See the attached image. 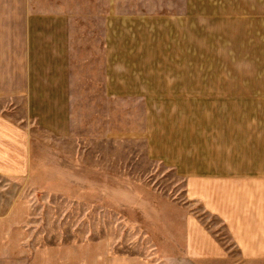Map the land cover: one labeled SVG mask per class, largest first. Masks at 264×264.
Wrapping results in <instances>:
<instances>
[{"label":"crops","instance_id":"crops-1","mask_svg":"<svg viewBox=\"0 0 264 264\" xmlns=\"http://www.w3.org/2000/svg\"><path fill=\"white\" fill-rule=\"evenodd\" d=\"M201 2L0 0V264H32L11 236L32 169L30 125L68 138L79 116L128 97L150 102L152 130L162 131L153 156L182 178L185 199L222 225L233 253L191 212L168 229L165 255L121 263L264 264V90L257 112L208 111L207 76L190 66ZM247 2L264 44V0ZM228 75L237 86L240 73Z\"/></svg>","mask_w":264,"mask_h":264},{"label":"rangeland","instance_id":"rangeland-1","mask_svg":"<svg viewBox=\"0 0 264 264\" xmlns=\"http://www.w3.org/2000/svg\"><path fill=\"white\" fill-rule=\"evenodd\" d=\"M247 7V0H203L194 16L190 66L207 70L201 73L211 113L261 109L264 44ZM160 66L166 67L165 51ZM238 73V85L228 86L227 75ZM164 77L159 74V82ZM191 81L200 79L191 75ZM152 94L160 101L155 88ZM220 96L221 102L213 101ZM94 111L98 115L79 116L64 139L29 127L32 169L19 188L24 199L16 220L25 231L11 234L14 242L21 237L25 257L32 264H122L162 256L174 238L168 229L191 212L233 253L222 225L191 205L182 178L153 156L162 131L152 130L150 102L128 97Z\"/></svg>","mask_w":264,"mask_h":264}]
</instances>
